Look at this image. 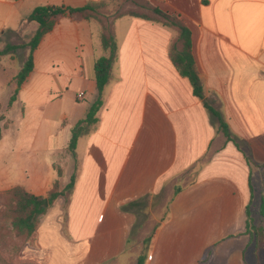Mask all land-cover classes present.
Here are the masks:
<instances>
[{
	"label": "crops",
	"instance_id": "obj_1",
	"mask_svg": "<svg viewBox=\"0 0 264 264\" xmlns=\"http://www.w3.org/2000/svg\"><path fill=\"white\" fill-rule=\"evenodd\" d=\"M100 1L0 0V51L15 45L11 35L34 33L26 19L36 7ZM151 3L190 31L203 99L170 60L173 29L117 20L118 58L98 122L77 143L76 165L67 151L71 129L95 98L93 67L103 56L95 26L60 17L33 52L32 72L11 104L29 52L0 57V194L19 187L47 199L56 182L62 190L75 173L70 195L39 218L20 264H136L143 255L144 264H264V236L256 250L245 234L246 208L264 234V0ZM78 93L91 102L81 107ZM150 208L162 213L142 239L149 243L131 257L137 215Z\"/></svg>",
	"mask_w": 264,
	"mask_h": 264
},
{
	"label": "trees",
	"instance_id": "obj_2",
	"mask_svg": "<svg viewBox=\"0 0 264 264\" xmlns=\"http://www.w3.org/2000/svg\"><path fill=\"white\" fill-rule=\"evenodd\" d=\"M111 5L112 9L109 10ZM120 7L123 8L121 9ZM62 16H67L76 22H95L98 25L95 32L103 51V56L95 60L93 67L96 90L95 98L89 105L85 118L77 122L71 129L67 151L74 165H76L77 160V143L80 138L88 135L95 128L98 122L97 113L103 104V91L112 79L113 67L118 58V45L114 29V24L117 20L124 18L141 19L173 29L177 33V37L172 44L170 60L179 75L189 81L194 97L203 99V88L200 84L198 71L192 57L190 31L181 20L176 15H170L161 11L151 3V0H104L89 2L85 6L78 8L38 6L31 12L26 21L35 23L36 30L28 42L23 46L7 45L3 51H0L1 57L19 48L25 47L29 50L23 66L13 79L15 90L10 97V104L15 100V95L20 86L32 72L33 52L37 49L41 39L52 30L56 21ZM204 107L216 119L218 129L225 140L227 142H234L229 133L228 126L220 113L207 102H204ZM236 146L241 149L238 144ZM74 184L75 173L71 175L69 183L62 190H59V185L56 182L49 191L47 199L34 197L19 187L1 194L5 197V205L7 206L5 214L9 215L11 228L15 232V235L23 241L32 239L39 223V218L47 210V207L44 206L45 200L48 205H51L59 197L67 198L73 190ZM131 206V204L127 205L122 207V209L126 210L131 208ZM259 215L264 219V197L259 207ZM246 217L245 234L250 236L251 240L254 241L255 249L259 250L263 245V231L252 224L247 208ZM149 241L150 237L144 240V245H147ZM145 259L146 255L140 256L136 264H144Z\"/></svg>",
	"mask_w": 264,
	"mask_h": 264
},
{
	"label": "rangeland",
	"instance_id": "obj_3",
	"mask_svg": "<svg viewBox=\"0 0 264 264\" xmlns=\"http://www.w3.org/2000/svg\"><path fill=\"white\" fill-rule=\"evenodd\" d=\"M120 8L122 9L123 7ZM110 9H112V5L109 7V10ZM92 24L95 26V29L98 28V25L95 22H92ZM30 37L31 35L28 34V31H24L13 34L10 38H13L15 45L23 46L28 42ZM20 51L22 53H24V51H26V53L29 52V50L27 52V48L25 47L20 49ZM72 96V98L76 100V95ZM91 100L92 97L87 94L86 97L78 103H81V107H85L91 102ZM75 103H77V100ZM6 209L7 206L5 205V197L0 194V264H20V259H18V256L23 246L31 243L32 239L23 241L21 238H18L15 235V232L11 228V220L8 217L9 215L5 214ZM157 213H162V209H159L158 211V208H150L146 211L143 210L142 212L138 213L136 218L137 222L133 229V237L130 238L128 245L131 257L136 251L139 252V250L141 251L143 249L144 244L142 239L146 238L155 226L153 222L155 221V217L158 215Z\"/></svg>",
	"mask_w": 264,
	"mask_h": 264
},
{
	"label": "built area",
	"instance_id": "obj_4",
	"mask_svg": "<svg viewBox=\"0 0 264 264\" xmlns=\"http://www.w3.org/2000/svg\"><path fill=\"white\" fill-rule=\"evenodd\" d=\"M83 96H84L83 93H78V95H77V99H78V100H82V99H83Z\"/></svg>",
	"mask_w": 264,
	"mask_h": 264
},
{
	"label": "water",
	"instance_id": "obj_5",
	"mask_svg": "<svg viewBox=\"0 0 264 264\" xmlns=\"http://www.w3.org/2000/svg\"><path fill=\"white\" fill-rule=\"evenodd\" d=\"M44 206H45V207H47V206H48V203H47V201H46V200H45Z\"/></svg>",
	"mask_w": 264,
	"mask_h": 264
}]
</instances>
